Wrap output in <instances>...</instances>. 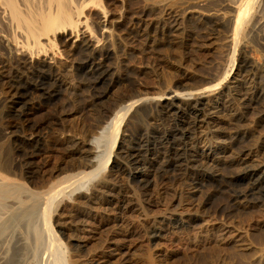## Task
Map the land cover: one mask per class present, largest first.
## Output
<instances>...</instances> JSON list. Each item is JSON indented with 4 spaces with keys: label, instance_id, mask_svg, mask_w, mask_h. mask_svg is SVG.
<instances>
[{
    "label": "rangeland",
    "instance_id": "374dc122",
    "mask_svg": "<svg viewBox=\"0 0 264 264\" xmlns=\"http://www.w3.org/2000/svg\"><path fill=\"white\" fill-rule=\"evenodd\" d=\"M114 1L102 0L103 8H99L98 12H99L100 20L103 19V16L104 18H106L108 14L111 13L110 10L116 13L119 12L117 16L119 22L116 25V27L114 28L109 27L106 32L101 31V29H90V30L87 29L84 30L83 32V28H81L80 31L76 33L75 32L72 33L69 41H66L65 40L66 37L61 35L60 33H55L54 35L50 36L49 40L41 39V43L39 45H36L35 47L30 46L29 48H27L28 56L31 57V60L34 61V63L36 64L33 65L32 68L27 70L26 75L30 74V72L42 66L44 72L55 71L56 74H58L59 77L62 79V82L64 83V86L67 89V90L66 89L63 90L64 93L66 91L65 94H63V91L60 93L62 99L59 97L54 102L55 104L46 103L45 101L41 100L39 95H35V96L34 94L32 95L31 98L32 114L30 120L31 122L34 120L32 123L36 126L34 128V133H32V130H30L27 127L25 122L22 121L15 122L12 119L11 114L7 111L6 102L2 101V103H0V138H1L0 156L2 158L0 161L1 162L0 184L1 181L3 183V180H5V183H7L9 187L11 188L13 187L16 189L15 191L10 190L9 193H7L4 197H0V264H63L64 261L66 262V263L64 262V264H67V261H69L70 255L72 254L77 255L79 264H93V263L94 264H264V226L261 225L262 222L264 223V207H259L260 210L258 208H244L242 210L238 209L234 211L229 217L220 216L218 214L216 215L215 212V208L217 207V205L219 206L224 203L225 198L223 195L229 192L225 190L224 193L219 194V191L216 190L217 188L214 185H212L215 182V176L210 175L207 171H211L216 174L218 172V174H220L223 177L225 176L224 178H226L230 176H235L238 173V171L241 170L238 169V167L234 168V166H231L232 168L227 167V164L232 162V160L234 159L236 150L233 148H228L227 144L229 140H226V142H224L225 140L221 136L225 133V131H230L226 125L222 126L224 128L222 127L221 129L219 128L220 130L219 129L215 130V128H206L203 129L202 131L205 137L211 140L212 144L217 145L216 148H218V146H221L223 148L227 147L226 148L227 150L224 153H221L222 150L218 149L220 150L218 152V155L215 154V158H217V162H218L217 166L209 167L210 170L208 169L201 172V175L202 174L205 175H202L203 177L198 179L200 185L198 184L197 185L198 187L196 186L197 189L196 188L192 189L190 188V186L186 184H181V185L179 184L177 187H175L176 189L174 188L168 190L170 192H167L165 194L159 193L160 194L159 195L156 194V189L158 187V181H159L158 174H156V178H153V176L151 175L152 172H149V175L143 177L141 173L132 172L131 167L127 164L126 166H124L125 170L120 172L121 175L114 174V170L117 169V165H119L120 161H122L120 157L113 156L115 154L114 152L117 151V146L119 145V143L123 145H128L131 141L134 142V139L131 140V138L138 137L140 133L145 134L148 137L152 138L157 134L156 129L160 130L164 127L163 118L165 114L163 112L164 105L162 101H154V100L145 101V102L142 101L143 103L140 101L134 106L135 108L133 107L134 111L130 110L129 113H127V115L125 116L122 122V129H124L125 131H123V135H122V132L119 129L118 134L115 138V143L111 147V154L109 157L110 159L105 165V170L91 182V185H93L94 188L93 191L91 193L85 194L87 196H91V194L95 192L96 194L92 195L91 197H98V196H103L106 190L110 188H115V190L118 188L121 190H125V188L127 187L129 191V192L127 191V195L130 196L129 197L130 205L129 208L126 211H124V213H121L120 216L118 215V217L120 218L117 219L116 222L112 221L111 219L107 220V222L106 220L102 221L104 218L110 216L109 215L110 211L104 210L103 208L101 210V208L99 207H94L93 204L91 205V203L85 200L77 201L76 199H78L81 195H83V191L80 188L75 189L74 192L72 193L70 191H73V187H68L65 188L61 193H59L55 197H51L49 195L50 186L56 180H58L57 178H59L63 174L61 171H60L61 173H59L56 167L62 166L66 168L72 165H76L80 162H83L85 160L84 159L85 157H90L93 154L97 155L99 158H103L105 156L108 148L106 142L101 141L97 144H93L88 147L86 146L87 148L83 146V144H79V142L82 141L81 139H85L87 141L90 138V136H95L97 134V132L99 131V127L103 126L105 122L108 120L107 118L103 119L102 117L103 114L101 113H103V111H105L108 107H110V104L114 99H116L121 94H128L131 91L141 89L142 87H150V90L154 91L155 93L154 96H158L159 94L168 91L167 90L169 89L168 87L175 88L174 85L180 80H181L180 82L182 83L187 82L184 84L195 85L196 86L195 89H199L203 86L207 87L208 89L204 91L205 93L200 92L201 94L196 93L194 95H190L189 97L185 96L186 99L181 97L182 99L173 101L172 103L176 107L178 106V108L172 107L171 112L174 113L175 115L181 114L182 110L180 107L183 106L182 105L183 103H190L196 100L211 102L216 99L219 100L226 99L225 100L226 105L231 104L230 106L232 107L234 106L237 112L242 114V119L240 120V125L238 129L240 131L247 133V137L246 139H244L245 141L244 145L252 153L251 158L250 160H248L247 163L254 168L256 174H260V172L264 170V164H263L264 163V121H263L264 98L260 99V101L257 102L256 104H252L250 106V109L248 110H244V105L239 101L227 100V96L231 94L232 85L235 84V82L241 83L242 79L244 80V78L246 77H250L251 79H253L254 82H259L260 85L264 84L263 83L264 40H262L264 39V18H263L264 0H252L253 2L251 0H241V1L234 0V2H228V3L225 2L224 0H220V1L215 0L216 2H214L211 9L212 13H215V15L209 16L210 18L208 17L207 20L202 19L198 21L195 18H193L196 15V12L195 11L190 12L188 14L189 16H191L190 19L188 18V20H183L178 24L176 29L171 31L173 32L172 34L170 32L169 33L170 35L166 34L164 36H162V34H160L159 32L158 33L154 32L155 34H152L153 29L157 24V21H155L154 19L157 18L153 16L150 17L151 15L149 16L146 14L141 15V17L137 16L135 19L140 17L141 23L142 24L145 23L147 25L146 28L147 29L149 28L148 32L149 35L151 34L150 37L151 38L153 37V39L156 41L154 47L152 48V53H154V55L158 57L159 55L164 57L167 53H172V51L173 53L176 52V50L179 47V49L182 48L181 50L183 52L185 51L184 53L187 56V59H183L182 62H177L173 60L169 62V60L168 61L163 60V62H158L156 66H148L143 61L141 62L138 61V58L136 57V55H138L137 52L138 50L134 49L135 47L138 46V44L134 42L133 44H135V46L130 45L129 43L130 40L125 35L126 32L124 34V31H122V29L124 28L123 25H127V21H129L130 19L133 18V16H135L133 13L136 11V9H138V7H141L142 5H146V4L151 5L149 4L150 2L141 0L137 4L135 3V5H133L134 3L130 4L126 2V0H114ZM217 1L219 2L217 3ZM238 1L240 2V4ZM192 2L200 4L202 3V0H188V5L193 4ZM203 2H205V0ZM162 3L163 1L160 3L157 2L156 4H162ZM244 3H246L247 5ZM172 7L175 10L181 9L180 8L181 6L180 4H178V2L174 5H171V8ZM216 9H218L217 12H215ZM244 9H246L245 10L246 13L245 14L243 13V17L245 19L242 17L241 23L238 26L236 22L237 13L238 11H242V10L244 11ZM192 20L195 22H193ZM205 25L207 26V28ZM261 25L263 26L261 27ZM194 26L195 28H193ZM226 26L228 27V29ZM257 26L258 27L260 26L261 28L260 27L258 28ZM151 27L153 28L151 29ZM201 28L203 29L202 31ZM195 30L196 32L199 31L200 34L199 33L196 34ZM203 34L204 36H201ZM88 37L91 40V43L93 42L92 45L95 48H105L107 50V57L109 58H107L106 63L110 62L108 64L109 66L108 65L107 66L112 71V74L110 76L114 77V80H111L112 82H110V84L108 85V91H107L108 94L103 98V101L101 100V101L90 102L87 99L89 97L87 95L88 93L86 88V82L84 81L82 76H79L81 75L80 74L81 65H80V60H78L79 55L75 57V54L74 53L72 54L74 48L69 47L71 42L76 41V43H78L81 41V39ZM170 37L172 39L174 38L173 39L174 41ZM14 44H15L14 49L16 51H19L20 50V47H18L19 44L18 43L17 44L14 43ZM189 48H191V50H189ZM162 49L164 50V52ZM21 50H23V48H21ZM189 51L191 54L189 53ZM132 52L134 55L132 54ZM126 53L127 55H125ZM190 55L194 59L190 58ZM96 56L98 57V53H96ZM0 60H4V54L1 46H0ZM239 63L240 64L243 63V64L240 65ZM178 64H180L181 66ZM159 65L161 66V68ZM47 66L50 68H48ZM256 67H258L259 69ZM246 69H248L249 71ZM169 72L171 73V75ZM202 72L203 73L206 72L207 75L206 73L204 75ZM157 75H159L160 77ZM123 78H125L126 80L123 81ZM131 78H133V80ZM194 78H196V80ZM159 79L161 80L163 79V80L161 81ZM190 79L193 81V84L192 82H190L191 81ZM136 80L137 82H134ZM131 81H133L134 83L132 84ZM260 81H262V83ZM121 82L123 83L122 85ZM165 83H169L170 86L164 87L166 85ZM80 88L82 89L81 91ZM187 89L190 90V88ZM176 90L179 89L176 88ZM258 93L259 91H255L254 94L258 95ZM67 95L69 96L68 98ZM75 95L77 96L75 97ZM63 97L64 99H67L69 101L64 100ZM78 100H80L82 104H79L80 101L78 102ZM68 104L69 105L71 104L72 106L70 105L69 107ZM65 106H68L70 110L68 111L69 108L67 107L66 109ZM51 110H53L55 113ZM89 112L91 113V115ZM142 112L143 114L144 113L145 114L143 115ZM129 115L132 116L130 117ZM155 115L157 116V118ZM210 115L216 116L215 113L209 114L208 116ZM148 119H150L149 122L151 123L148 122ZM48 121L50 122V126ZM85 121L88 122L86 123ZM82 122H85L83 123L84 125L81 124ZM86 124H89L90 126L88 127ZM54 125L56 128L54 127ZM80 125H82V127ZM51 127L54 128L51 129ZM57 127L58 128L60 127L61 129L60 128L57 129ZM67 135H72L74 138H73V142L71 143L68 142L67 145H65L63 144L64 143L63 140L66 139ZM218 136H221V139H223V140L220 139L219 143H217L216 141ZM122 137H124L125 139ZM132 142L129 145H131ZM249 144L251 145V147ZM60 146H62L63 148ZM24 147L26 150L24 149ZM49 148L51 149V151L49 150ZM31 149L34 153H37V155L40 154L39 156L43 160L39 156H36L34 157L35 159H31L33 160L32 162L28 157L20 156V155H24V151H28V150L31 151ZM40 149H43L44 151ZM258 150L260 152H258ZM70 156L75 158H72ZM147 156L151 158L152 154L150 153ZM20 157L22 158L20 159ZM23 159L24 161L25 160L27 161L24 162ZM35 160L38 163L43 162L42 165H44V169H46L44 170L45 174L44 173L38 174L37 176H35L36 178L33 177L34 175L29 172V167L31 165L30 162L36 164L37 162H35ZM146 166L148 165L146 164ZM223 166L225 170L223 169ZM49 168L52 170V172ZM226 169L228 171H226ZM125 176L128 178H126ZM102 177H104L105 180L102 179ZM144 179L149 180V182L145 181ZM41 181L42 184L40 183ZM145 182H147L148 184H144ZM144 186H146V189L144 188ZM188 187L190 188V190ZM151 192L152 194L154 192L155 193L152 195ZM166 194L167 197L165 196ZM106 195L107 193L104 195V197ZM168 195H170L171 197ZM165 197L166 200H164ZM161 198L163 199L162 202H161L162 200ZM206 199L208 200L206 201ZM192 200L194 201L191 202ZM163 202H165L166 204ZM206 204L209 206H207ZM195 207L196 210H194ZM205 207L206 209H204ZM46 208H48V210L50 209L49 210L50 212L48 211L50 215L48 214L47 220H45L44 218ZM98 208L100 210H98ZM211 208L212 210H210ZM212 212L215 215L212 214ZM89 213H91L92 215H88ZM187 218H192V222H191L192 225L190 224L188 226L186 222H184L186 221ZM204 218L206 219L204 220ZM101 223L103 225H101ZM96 224L97 225L99 224V228L98 226H95ZM119 227L121 229H125V228L128 229L126 232L127 236L126 235L122 236V233L116 232V231L119 232L121 231ZM218 229H222V231L219 230L220 232H218ZM223 229L225 230V232H223L224 231ZM87 232L89 233L90 236L87 235L88 234ZM77 234L80 235L78 236ZM73 236L76 237L74 238ZM102 259L105 261H103Z\"/></svg>",
    "mask_w": 264,
    "mask_h": 264
},
{
    "label": "bare ground",
    "instance_id": "6f19581e",
    "mask_svg": "<svg viewBox=\"0 0 264 264\" xmlns=\"http://www.w3.org/2000/svg\"><path fill=\"white\" fill-rule=\"evenodd\" d=\"M104 1V0H103ZM110 1V0H109ZM114 1V0H111ZM141 0H126V2L135 5ZM150 2L151 5H142L138 7L136 11L133 13L132 19L127 21V25H123L124 34L126 32V37L130 40V45H134V42L138 44L137 49L138 61H143L148 66H156L158 62H163V60L171 62L177 61L182 62L183 59H187L186 54L179 49L178 51L173 53H167L163 58H159L158 56L152 53V48L155 45V40L153 37L151 38L146 28V24H142L140 21L141 15H151L150 17H155L154 19L157 21L155 28L153 29L152 34L154 32H159L162 36L169 34L171 31L177 28L178 24L183 20L190 19L191 16L188 14L190 12H196V15L193 17L196 20L200 21L202 19H206L215 15L212 13L211 9L216 2L215 0H202V3L197 4L192 2L193 4L188 5V0H145ZM162 4H156L157 2ZM165 1V2H164ZM220 1V0H219ZM217 1V3L219 2ZM225 2H234V0H224ZM241 1V0H239ZM238 1V2H239ZM252 1V0H251ZM250 1V2H251ZM115 2V1H114ZM125 2V3H126ZM146 2V3H147ZM178 2L180 4L181 9H173L171 5H174ZM253 2V1H252ZM108 3V2H107ZM223 3V2H222ZM105 4V3H104ZM115 4V3H112ZM117 4V3H116ZM240 4V2H239ZM238 4V6H239ZM246 4V3H244ZM118 5V4H117ZM247 5V4H246ZM132 6V5H131ZM138 6V5H136ZM217 6V4H216ZM215 6V7H216ZM111 7V6H110ZM129 7V6H128ZM134 7V6H133ZM175 7V6H174ZM219 7V5H218ZM236 7V6H235ZM99 8H103L102 0H0V46L3 50L4 60H0V103L2 101L7 103V111L11 114L12 119L17 121L25 122L27 127L32 130L34 133V128L36 127L32 122L34 121L32 118L31 122V98L32 95H39L41 100L46 103H52L61 96L60 93L66 89L62 79L59 77L56 72H44L43 67L37 68L36 70L27 74V70L32 68L34 61L31 60V57L28 56L27 48L30 46H36L41 43V39L49 40L51 35L55 33H60L61 35L66 37V41L70 40V36L73 32L80 31L81 28L84 30L87 29H101V31H107V29L114 28L118 24L119 20L117 19L118 13L112 12L108 14L106 18L100 20L99 16ZM115 8V7H114ZM194 8V9H193ZM233 8V7H232ZM237 8V7H236ZM131 9V8H130ZM248 9V8H247ZM118 10V9H117ZM246 9L244 11H238L237 13V24L241 23V19L243 17V13L245 14ZM211 11V12H210ZM218 9L215 10L217 12ZM222 11V10H221ZM226 13V12H225ZM224 13V14H225ZM229 13V12H227ZM131 14V13H130ZM132 14V15H133ZM262 14V13H261ZM130 16V15H129ZM128 16V17H129ZM137 16L139 18L135 19ZM264 16V14H263ZM120 17V16H119ZM118 17V18H119ZM130 18V17H129ZM210 18V17H209ZM215 18V17H214ZM244 18V17H243ZM247 18V17H246ZM264 18V17H263ZM135 19V20H134ZM194 19V20H195ZM221 19V18H220ZM229 19V18H228ZM245 19V18H244ZM205 20V21H206ZM247 20V19H246ZM193 21V20H192ZM209 21V20H208ZM215 21V20H214ZM257 21V20H256ZM195 22V21H193ZM197 22V21H196ZM219 22V21H218ZM217 22V23H218ZM227 22V21H226ZM260 22V21H259ZM192 23V22H191ZM184 24V23H183ZM190 24V23H188ZM193 24V23H192ZM204 25V24H203ZM152 26V25H151ZM188 26V25H187ZM196 26V25H195ZM195 26L193 28H195ZM202 26V25H201ZM206 26V25H205ZM223 26V25H222ZM263 25H261L262 27ZM122 27V25H121ZM154 27V26H153ZM151 27V29L153 28ZM227 27V26H226ZM258 27V26H257ZM260 27V26H259ZM258 27V28H259ZM260 27V28H261ZM189 28V27H188ZM199 28V27H197ZM207 28V26H206ZM235 28V27H234ZM252 28V27H251ZM116 29V28H115ZM119 29V28H118ZM191 29V26H190ZM214 29V28H213ZM218 29V28H217ZM228 29V27H227ZM233 29V28H232ZM241 29V27H240ZM121 30V29H120ZM180 30V29H179ZM199 30V29H198ZM203 29L201 28V31ZM206 30V29H205ZM257 30V29H256ZM152 31V30H150ZM181 31V30H180ZM190 31V30H189ZM192 31V30H191ZM262 31V30H260ZM82 32V31H81ZM196 32V30H195ZM237 32V31H236ZM235 32V33H236ZM173 32H171L172 34ZM179 33V32H176ZM188 33V32H187ZM186 33V34H187ZM199 33L196 32V34ZM210 33V32H209ZM214 33V32H213ZM212 33V34H213ZM227 33V32H226ZM253 33V32H252ZM261 33V32H260ZM98 34V33H97ZM192 34V32H191ZM195 34V35H196ZM200 34V33H199ZM198 34V35H199ZM205 34V32H204ZM201 35V36H204ZM85 35V34H84ZM103 35V34H102ZM170 35V34H169ZM254 35V34H253ZM58 36V34H57ZM86 36V35H85ZM124 36V35H123ZM155 36V35H154ZM176 36V35H175ZM192 36V35H190ZM197 36V35H196ZM262 36V35H261ZM188 37V36H187ZM194 37V36H192ZM198 37V36H197ZM206 37V36H205ZM58 38V37H56ZM100 38V37H99ZM107 38V37H106ZM155 38V37H154ZM159 38V37H158ZM171 38V37H170ZM204 38V37H203ZM80 39V38H79ZM103 39V38H102ZM166 39V38H165ZM172 39V38H171ZM169 39V40H171ZM174 39V38H173ZM172 39V40H173ZM196 39V38H195ZM160 40V39H159ZM162 40V39H161ZM168 40V41H169ZM192 40V39H191ZM197 40V39H196ZM264 40V39H262ZM62 41V39H61ZM64 41V40H63ZM105 41V40H104ZM174 41V40H173ZM202 41V40H201ZM224 41V40H223ZM45 42V41H44ZM98 42V41H97ZM162 42V41H161ZM191 42V41H190ZM225 42V41H224ZM227 42V41H226ZM234 42V41H233ZM237 42V40H236ZM18 43V47H20L19 51L14 49L15 44ZM70 43V42H68ZM93 43V42H92ZM91 43V40L88 38L81 39L80 42L76 43L71 42L69 47H73L74 51L72 54H75V57L79 55L81 71L79 76H82L84 81L86 82L87 88V98L90 102L93 101H103V98L108 94V85L111 80H114L112 71L108 67L109 63H106L107 58V50L105 48H95ZM176 43V42H175ZM187 43V42H186ZM179 44V43H178ZM205 44V43H204ZM46 45V44H45ZM68 45V44H67ZM107 45V44H106ZM164 45V44H163ZM162 45V46H163ZM172 45V44H171ZM176 45V44H175ZM181 45V44H180ZM194 45V44H193ZM192 45V46H193ZM201 45V44H200ZM223 45V44H222ZM264 45V44H263ZM105 46V45H104ZM129 46V45H128ZM158 46V45H157ZM196 46V45H195ZM204 46V45H203ZM106 47V46H105ZM117 47V45H116ZM159 47V46H158ZM186 47V46H184ZM189 47V46H187ZM201 47V46H200ZM23 48V50H21ZM67 48V47H66ZM108 48V47H107ZM35 49V48H34ZM41 49V48H40ZM131 49V47H130ZM159 49V48H158ZM165 49V48H164ZM185 49V48H184ZM63 50V48H62ZM123 50V49H122ZM155 50V49H153ZM163 50V49H162ZM175 50V49H174ZM191 50V48H189ZM193 50V48H192ZM29 51V50H28ZM50 51V50H49ZM160 51V50H159ZM168 51V50H167ZM135 52V51H134ZM161 52V51H160ZM164 52V50H163ZM196 52V50H195ZM199 52V51H198ZM50 53V52H49ZM70 53V52H69ZM98 53V57L96 56ZM109 53V52H108ZM131 53V51H130ZM129 53V54H130ZM190 53V51H189ZM40 54V53H39ZM71 54V53H70ZM77 54V55H76ZM133 54V52H132ZM191 54V53H190ZM127 55V53L125 54ZM134 55V54H133ZM188 55V54H187ZM196 55V54H195ZM42 56V55H41ZM47 56V55H46ZM132 56V55H131ZM48 57V56H47ZM73 57V56H72ZM130 57V56H129ZM243 57V56H242ZM43 58V57H42ZM51 58V57H50ZM132 58V57H131ZM190 58L191 57L190 55ZM3 59V58H2ZM133 59V58H132ZM194 59V58H193ZM34 60V59H33ZM58 60V59H57ZM68 60V59H67ZM109 60V59H108ZM129 60V59H127ZM190 60V59H189ZM202 60V59H201ZM47 61V60H46ZM133 61V60H132ZM137 61V63H138ZM249 61V60H248ZM43 62V61H41ZM53 62V61H52ZM74 62V61H73ZM244 62V61H243ZM40 63V62H39ZM127 63V61H126ZM136 63V62H135ZM185 63V62H184ZM187 63V62H186ZM144 64V65H145ZM181 64V63H180ZM178 64V65H180ZM240 64V63H239ZM243 64V63H241ZM240 64V65H241ZM54 65V64H53ZM108 65V66H107ZM111 65V64H110ZM161 65V64H160ZM159 65V66H160ZM247 65V64H246ZM245 65V66H246ZM49 66V65H48ZM47 66V67H48ZM62 66V65H61ZM65 66V65H64ZM68 66V65H67ZM112 66V65H111ZM169 66V65H168ZM181 66V65H180ZM179 66V67H180ZM188 66V65H187ZM258 66V65H257ZM255 67V66H254ZM50 68V67H48ZM125 68V67H124ZM131 68V67H130ZM153 68V67H151ZM161 68V66H160ZM164 68V67H163ZM258 68V67H256ZM62 69V68H61ZM66 69V68H65ZM64 69V70H65ZM139 69V68H138ZM203 69V68H202ZM239 69V68H238ZM241 69V68H240ZM259 69V68H258ZM114 70V69H113ZM126 70V69H125ZM167 70V68H166ZM204 70V69H203ZM208 70V69H206ZM211 70V69H210ZM243 70V69H242ZM248 70V69H246ZM78 71V70H77ZM127 71V70H126ZM239 71V70H238ZM249 71V70H248ZM261 71V70H260ZM137 72V71H135ZM142 72V71H141ZM156 72V71H154ZM168 72V71H167ZM178 72V71H177ZM198 72V71H197ZM255 72V71H254ZM262 72V71H261ZM128 73V72H127ZM133 73V72H132ZM170 73V72H169ZM203 73V72H202ZM206 73V72H205ZM205 73H203L205 75ZM66 74V73H65ZM124 74V73H123ZM184 74V73H183ZM182 74V75H183ZM202 74V75H203ZM212 74V73H211ZM214 74V73H213ZM216 74V73H215ZM218 74V73H217ZM255 74V73H254ZM258 74V73H257ZM67 75V74H66ZM65 75V77H66ZM70 75V74H69ZM116 75V74H115ZM128 75V74H126ZM130 75V74H129ZM171 75V73H170ZM207 75V73H206ZM260 75V74H259ZM132 76V74H131ZM134 76V75H133ZM136 76V75H135ZM138 76V75H137ZM156 76V75H154ZM159 76V75H157ZM184 76V75H183ZM189 76V75H188ZM251 76V75H250ZM261 76V75H260ZM71 77V76H70ZM160 77V76H159ZM158 77V78H159ZM163 77V76H162ZM161 77V78H162ZM194 77V76H193ZM221 77V76H220ZM129 78V77H128ZM134 78V77H133ZM133 78H131L133 80ZM154 78V77H153ZM171 78V77H170ZM183 78V77H182ZM190 78V77H189ZM228 78V77H227ZM236 78V77H235ZM258 78V77H257ZM116 79V78H115ZM118 79V78H117ZM120 79V78H119ZM168 79V78H167ZM180 79V78H179ZM186 79V78H185ZM196 80V78H194ZM193 79V80H194ZM200 79V78H199ZM218 79V78H217ZM242 79V78H241ZM261 79V78H259ZM126 79L123 78V81ZM129 80V79H127ZM135 80V79H134ZM157 80V79H156ZM161 80V79H159ZM163 80V79H162ZM161 80V81H162ZM174 80V79H173ZM176 80V79H175ZM191 80V79H190ZM69 81V80H68ZM119 81V80H118ZM117 81V83H118ZM181 81V80H180ZM178 81L174 87L170 86L169 83H165L164 87H168V91L161 92L158 96H154V91L150 90V87H142L141 89H137L131 91L128 94H121L116 99H114L110 107L103 111V119H108L105 124L99 127V131L95 136H90V138L86 141L85 139H81L82 141L79 144H83V146H91L93 144H97L101 141L107 143V151L103 158H99L97 155L93 154L90 157H85L83 162H80L76 165H72L69 167L58 166L56 169L59 173H63L62 176L57 178L49 188V195L51 197H55L59 193H61L65 188L73 187L74 192L75 189H82L83 195H81L77 201H88L93 204L94 207H99L110 211V216L104 218L102 221L107 222V220L111 219L115 221L119 219L121 213H124L129 208L130 205V196L127 195V187L125 190L110 188L106 190L105 194L107 195L91 197L96 193H92L91 196H87L85 194L91 193L93 191V185L91 182L98 177L104 170L105 165L109 161V157L111 154V147L115 143V138L118 134V131H125L122 129V122L127 113L130 110L134 111V106L138 102L142 101H162L163 102V112L165 114L163 118L164 127L160 130H157V134L152 138L148 137L145 134H141L138 137L131 138L134 139L131 145H123L119 143L117 146V151L114 152L113 156L120 157L122 161L117 165V169L114 170V174L118 175L124 169V166L129 165L132 169V172L141 173L143 177L149 175V172H152L153 178H156V174H158L159 181L158 187L156 189V194L162 193L165 194L170 192L168 190L174 189L179 184H186L190 186V188H196L199 184V178H202V171L210 170L209 167H216L218 162L217 158H215V154L218 155L220 150L221 153H224L227 149L221 146L214 145L211 143L210 139H207L205 135L202 133L203 129L206 128H215L221 129L222 126L226 125L230 131H225L222 138L225 140H229L228 148H233L236 150L234 155V159L232 162L227 164V167L234 166V168L238 167L241 169L235 176H230L224 178L220 174L213 173L211 171H207L210 175L215 176L214 185L220 193H224L226 190L229 193H225L224 203L221 205H217L215 208L216 215L229 217L234 211L244 208H258L264 207V170L260 172V174H256L253 167H251L247 162L250 160L252 153L246 148L244 145V139L247 137V133L240 131L238 129L240 125V120L242 119V114L238 113L235 107L226 105V99H216L211 102H205L202 100L192 101L190 103H183L181 110V114L175 115L171 112L172 107H176L172 102L177 101L178 99H184L185 96L189 97L190 95H194L196 93L204 92L207 87L203 86L199 89H195V85H187ZM199 81V80H198ZM226 81V80H225ZM132 84L136 81H131ZM158 82V81H157ZM169 82V81H168ZM190 82L193 81L191 80ZM210 82V81H209ZM262 83V81H260ZM171 83V82H170ZM202 83V82H201ZM204 83V82H203ZM211 83V82H210ZM214 83V82H213ZM264 83V81H263ZM123 83L121 82V85ZM126 84V83H125ZM230 84V83H229ZM69 85V84H68ZM76 85V84H75ZM118 85V84H117ZM70 86V85H69ZM126 86V85H125ZM159 86V85H158ZM78 87V86H77ZM84 87V86H83ZM130 87V86H129ZM157 87V86H156ZM155 87V88H156ZM227 87V86H226ZM85 88V87H84ZM127 88V87H126ZM172 88V89H171ZM178 88L179 90H176ZM187 88H190L187 89ZM70 89V88H69ZM72 89V88H71ZM134 89V88H133ZM162 89V88H161ZM166 89V88H165ZM212 89V88H211ZM231 94L227 96V100L231 101H239L244 105V110L250 109L252 104H256L260 101V99L264 98V84L260 85L259 82H254L250 77L242 79L241 83H236L232 85ZM67 90V89H66ZM76 90V89H75ZM82 89L80 88V91ZM215 90V89H214ZM209 91V90H208ZM218 91V90H217ZM255 91H259L258 95L254 94ZM71 92V91H70ZM74 92V90H73ZM72 92V93H73ZM83 92V91H82ZM159 92V91H158ZM225 92V91H224ZM66 93V91H65ZM63 91V94H65ZM80 93V92H79ZM205 93V92H204ZM203 93V94H204ZM120 94V93H119ZM201 94V93H200ZM211 94V93H210ZM225 94V93H224ZM69 95V94H68ZM67 95V98L69 97ZM212 95V94H211ZM226 95V94H225ZM256 95V96H255ZM33 96V97H34ZM65 96V95H63ZM77 95H75L76 97ZM109 96V95H108ZM210 96V95H209ZM38 97V96H37ZM86 97V96H85ZM205 97V96H204ZM224 97V96H223ZM82 98V97H81ZM225 98V97H224ZM62 99V98H61ZM64 99V97H63ZM67 100V99H64ZM82 100V99H81ZM105 100V99H104ZM195 100V99H194ZM69 101V100H67ZM80 100H78L79 102ZM111 101V100H110ZM264 101V100H263ZM262 101V102H263ZM44 102V103H45ZM76 102V101H75ZM106 102V101H104ZM108 102V101H107ZM261 102V103H262ZM60 103V102H59ZM58 103V104H59ZM64 103V101H63ZM70 103V102H69ZM99 103V102H98ZM143 103V102H142ZM228 103V102H227ZM36 104V103H35ZM79 104H82L81 101ZM91 104V103H90ZM97 104V103H95ZM260 104V103H259ZM258 104V105H259ZM5 105V104H4ZM33 105V104H32ZM67 105V103H66ZM69 105V104H68ZM71 105V104H70ZM69 105V107H70ZM77 105V103H76ZM75 105V106H76ZM92 105V104H91ZM236 105V104H235ZM47 106V105H46ZM54 106V105H53ZM61 106V105H59ZM72 106V105H71ZM84 106V105H83ZM101 106V105H100ZM159 106V105H158ZM5 107V106H4ZM3 107V108H4ZM66 109L68 106H65ZM68 107V108H69ZM91 107V106H90ZM89 107V108H90ZM96 107V106H95ZM134 107V108H133ZM153 107V105H152ZM258 107V106H257ZM36 108V107H35ZM38 108V107H37ZM53 108V107H52ZM83 108V107H82ZM98 108V107H97ZM178 108V106L176 107ZM255 108V107H254ZM263 108V107H262ZM47 109V108H46ZM51 109V108H50ZM49 109V110H50ZM154 109V108H153ZM4 110V109H3ZM48 110V111H49ZM59 110V109H58ZM70 108L68 109V111ZM103 110V109H102ZM158 110V109H157ZM243 110V112H244ZM6 111V112H7ZM53 111V110H51ZM50 111V112H51ZM62 111V110H61ZM99 111V110H98ZM136 111V110H135ZM150 111V110H149ZM54 112V111H53ZM52 112V113H53ZM73 112V111H72ZM84 112V111H83ZM88 112V111H87ZM144 112V111H143ZM142 112V114H143ZM187 112V113H186ZM261 112V111H260ZM264 112V111H263ZM34 113V112H33ZM55 113V112H54ZM69 113V112H68ZM90 113V112H89ZM95 113V112H94ZM93 113V114H94ZM159 113V112H158ZM216 114L213 116H208L209 114ZM251 113V112H250ZM4 114V113H3ZM48 114V113H47ZM67 114V113H66ZM145 114V113H144ZM143 114V115H144ZM186 114V115H185ZM244 114V113H243ZM257 114V113H256ZM51 115V114H50ZM91 115V113H90ZM96 115V114H95ZM246 115V114H245ZM130 117L132 115H129ZM156 116V115H155ZM247 116V115H246ZM47 117V115H46ZM44 117V118H46ZM51 117V116H50ZM76 117V116H75ZM78 117V116H77ZM89 117V116H88ZM98 117V116H97ZM128 117V116H127ZM146 117V116H145ZM262 117V116H261ZM264 117V116H263ZM43 118V119H44ZM151 118V117H150ZM157 118V116H156ZM48 119V118H47ZM129 119V118H128ZM131 119V118H130ZM134 119V118H132ZM260 119V118H259ZM41 120V119H40ZM55 120V118H54ZM65 120V119H63ZM90 120V118H89ZM136 120V119H135ZM134 120V121H135ZM139 120V119H138ZM145 120V119H144ZM150 119H148L149 122ZM156 120V119H155ZM244 120V119H243ZM261 120V119H260ZM51 121V119H50ZM57 121V120H56ZM55 121V122H56ZM69 121V120H68ZM92 121V120H91ZM104 121V120H103ZM152 121V120H151ZM264 121V120H263ZM21 122V123H22ZM39 122V121H37ZM42 122V121H41ZM49 122V121H48ZM58 122V121H57ZM86 122V121H85ZM82 122L81 124L84 125ZM88 122V121H87ZM86 122V123H87ZM93 122V121H92ZM128 122V121H127ZM156 122V121H153ZM35 123V122H34ZM45 123V122H44ZM52 123V121H51ZM151 123V122H149ZM246 123V122H245ZM23 124V123H22ZM47 124V123H46ZM91 124V123H89ZM89 124H86L88 127ZM142 124V123H141ZM157 124V123H156ZM259 124V123H258ZM20 125V124H19ZM82 125H80L82 127ZM147 125V123H146ZM251 125V124H250ZM41 126V125H40ZM48 126V125H47ZM50 126V122H49ZM69 126V125H68ZM154 126V125H153ZM38 127V126H37ZM55 127V125H54ZM54 127H51L54 128ZM145 127V126H144ZM41 128V127H40ZM56 128V127H55ZM60 128V127H59ZM57 127V129H59ZM66 128V127H65ZM87 128V127H86ZM159 128V127H157ZM224 128V127H222ZM61 129V128H60ZM85 129V128H84ZM219 129V130H220ZM226 129V127H225ZM249 129V128H248ZM50 130V129H49ZM55 130V129H54ZM152 130V129H151ZM211 130V129H210ZM40 131V130H39ZM38 131V132H39ZM57 131V130H56ZM90 131V130H89ZM150 131V130H149ZM154 131V130H153ZM223 131V130H222ZM26 132V131H25ZM54 132V131H53ZM77 132V131H76ZM79 132V131H78ZM142 132V131H140ZM210 132V131H209ZM262 132V131H261ZM7 133V132H6ZM5 133V134H6ZM27 133V132H26ZM31 133V132H30ZM31 133V134H32ZM40 133V132H39ZM57 133V132H56ZM2 134V133H1ZM8 134V133H7ZM90 134V133H89ZM138 134V133H137ZM150 134V133H149ZM217 134V133H216ZM255 134V133H254ZM257 134V133H256ZM4 135V133H3ZM39 135V134H38ZM153 135V134H151ZM29 136V135H28ZM85 136V135H84ZM217 136V135H216ZM221 136H218L217 143H219ZM6 137V136H5ZM4 137V138H5ZM80 137V136H79ZM260 137V136H258ZM38 138V137H37ZM73 136L67 135L66 139H64L65 145L68 142H73ZM121 138V137H120ZM124 138V137H122ZM254 138V137H253ZM1 139V138H0ZM19 139V138H18ZM125 139V138H124ZM221 139V140H223ZM251 139V138H250ZM15 140V139H14ZM30 140V139H29ZM129 140V139H128ZM17 141V140H16ZM27 141V140H26ZM32 141V140H31ZM36 141V140H35ZM41 141V140H40ZM78 141V139H77ZM120 141V140H119ZM215 141V142H216ZM247 141V140H246ZM54 142V141H53ZM121 142V141H120ZM260 142V141H259ZM18 143V142H17ZM27 143V142H26ZM31 143V142H30ZM33 143V142H32ZM36 143V142H35ZM34 143V144H35ZM41 143V142H40ZM46 143V142H45ZM126 143V142H125ZM124 143V144H125ZM252 143V142H251ZM33 144V145H34ZM37 144V143H36ZM43 144V143H42ZM109 144V145H108ZM127 144V143H126ZM262 144V142H261ZM19 145V144H18ZM28 145V144H27ZM54 145V144H53ZM72 145V144H71ZM70 145V146H71ZM250 145V144H249ZM39 146V145H37ZM12 147V146H11ZM17 147V146H16ZM22 147V146H21ZM34 147V146H33ZM41 147V146H40ZM62 147V146H60ZM86 147V148H87ZM251 147V145H250ZM7 148V147H6ZM27 148V146H26ZM38 148V147H37ZM57 148V147H55ZM63 148V147H62ZM66 148V146H65ZM72 148V147H71ZM253 148V147H252ZM25 149V147H24ZM76 149V148H75ZM220 149V150H218ZM6 150V149H5ZM26 150V149H25ZM43 150V149H40ZM51 151V149L49 148ZM56 150V149H55ZM62 150V149H61ZM64 150V149H63ZM73 150V149H72ZM77 150V149H76ZM232 150V149H231ZM230 150V151H231ZM35 151V150H34ZM44 151V150H43ZM42 151V153H43ZM91 151V150H90ZM151 151V152H150ZM228 151V152H230ZM233 151V150H232ZM8 152V150H7ZM23 152V151H22ZM74 152V151H73ZM258 152H260L258 150ZM18 153V152H17ZM152 154V157H148V154ZM232 153V152H231ZM255 153V152H254ZM21 154V153H20ZM39 154V153H38ZM66 154V153H65ZM64 154V155H65ZM84 154V153H83ZM7 155V154H5ZM13 155V154H12ZM40 155V154H39ZM37 153L31 151H24V155L28 157L30 160L35 159L34 157L39 156ZM45 155V154H44ZM71 155V154H70ZM73 155V154H72ZM227 155V154H226ZM257 155V154H256ZM259 155V154H258ZM3 156V155H2ZM49 156V155H48ZM69 156V155H68ZM76 156V155H75ZM233 156V155H232ZM5 157V156H4ZM3 157V158H4ZM40 157V156H39ZM43 157V156H42ZM72 157V156H70ZM77 157V156H76ZM256 157V156H255ZM253 157V158H255ZM6 158V157H5ZM22 157H20L21 159ZM41 158V157H40ZM63 158V156H62ZM75 158V157H72ZM78 158V157H77ZM82 158V157H81ZM259 158V156H258ZM0 156V161H1ZM42 159V158H41ZM70 159V158H69ZM79 159V158H78ZM225 159V158H224ZM223 159V160H224ZM227 159V158H226ZM38 160V159H37ZM43 160V159H42ZM41 160V161H42ZM62 160V159H61ZM68 160V159H67ZM71 160V159H70ZM118 160V159H117ZM5 161V160H4ZM15 161V159H14ZM22 161V160H21ZM24 161V159H23ZM27 161V160H25ZM24 161V162H25ZM33 162V160H31ZM63 161V160H62ZM72 161V160H71ZM76 161V160H75ZM112 161V160H111ZM222 161V160H221ZM31 163L29 167V172L35 176L38 174L44 173V165L42 163H38L36 160L35 163ZM66 162V161H65ZM250 162V161H249ZM4 163V162H3ZM15 163V162H14ZM17 163V162H16ZM222 163V162H221ZM224 163V162H223ZM5 164V163H4ZM3 164V165H4ZM24 164V163H23ZM54 164V163H53ZM51 164V165H53ZM117 164V163H116ZM146 164L148 166H146ZM226 164V163H225ZM264 164V163H263ZM1 165V162H0ZM17 165V164H16ZM22 165V164H21ZM115 165V164H114ZM252 165V164H251ZM116 166V165H115ZM221 166V165H220ZM149 167V168H148ZM222 167V166H221ZM226 167V166H225ZM226 167V168H227ZM259 167V166H258ZM52 168V167H51ZM54 168V167H53ZM232 168V167H231ZM50 169V168H49ZM55 169V170H56ZM109 169V168H108ZM224 169V166H223ZM230 169V168H229ZM259 169V168H258ZM26 170V169H25ZM51 170V169H50ZM220 170V169H219ZM225 170V169H224ZM223 170V171H224ZM61 171V172H60ZM214 171V170H213ZM226 171H228L226 169ZM28 172V173H29ZM52 172V170H51ZM220 172V171H219ZM58 173V174H59ZM224 173V172H223ZM45 174V173H44ZM53 174V173H52ZM109 174V173H108ZM208 174V175H209ZM229 174V173H228ZM47 175V174H46ZM50 175V173H49ZM56 175V174H55ZM114 175V176H115ZM121 175V174H120ZM207 175V176H208ZM231 175V174H230ZM30 176V175H29ZM50 177V176H49ZM48 177V178H49ZM108 177V176H107ZM113 177V176H112ZM111 177V178H112ZM119 177V176H118ZM126 177V176H125ZM36 178V177H35ZM43 178V177H41ZM45 178V177H44ZM117 178V177H116ZM124 178V177H123ZM122 178V179H123ZM128 178V177H126ZM7 179V178H6ZM38 179V178H37ZM53 179V178H52ZM55 179V178H54ZM102 179L105 180L104 177ZM205 179V178H204ZM207 179V178H206ZM34 180V179H33ZM41 180V179H39ZM44 180V179H43ZM48 180V179H47ZM114 180V179H113ZM142 180V179H141ZM149 182V180L144 179ZM36 181V180H35ZM108 181V180H107ZM155 181V180H154ZM34 182V181H33ZM117 182V181H116ZM127 182V181H125ZM129 182V181H128ZM145 182L144 184H148ZM213 182V181H212ZM36 183V182H35ZM42 184V181L40 182ZM51 183V182H50ZM114 183V182H113ZM122 183V182H121ZM124 183V182H123ZM133 183V182H132ZM208 183V180H207ZM44 184V183H43ZM47 184V183H46ZM128 184V183H127ZM153 184V183H152ZM32 185V184H31ZM30 185V186H31ZM39 185V184H38ZM114 185V184H113ZM200 185V184H199ZM36 186V185H35ZM34 186V187H35ZM43 186V185H41ZM119 186V185H118ZM39 187V186H38ZM180 187V186H179ZM198 187V186H197ZM208 187V186H207ZM41 188V187H40ZM140 188V187H139ZM146 189V186H144ZM184 188V187H183ZM189 188V187H188ZM187 188V189H188ZM189 188V190H190ZM124 189V188H123ZM143 189V190H145ZM152 189V188H151ZM154 189V188H153ZM176 189V188H175ZM197 189V188H196ZM215 189V188H214ZM10 190H16L15 188H11L5 183L1 181L0 184V197H4ZM141 190V189H140ZM185 190V189H183ZM195 190V189H194ZM200 190V189H199ZM207 190V189H206ZM205 190V191H206ZM155 191V190H154ZM176 191V190H175ZM179 191V190H178ZM201 191V190H200ZM129 192V191H128ZM184 192V191H183ZM212 192V191H211ZM155 193V192H154ZM153 193V194H154ZM177 193V192H176ZM187 193V192H186ZM214 193V192H213ZM70 194V193H69ZM140 194V193H139ZM152 194V192H151ZM150 194V195H151ZM152 194V195H153ZM173 194V193H172ZM212 194V193H210ZM216 194V193H215ZM218 194V195H219ZM142 195V193H141ZM144 195V194H143ZM160 195V194H159ZM190 195V194H189ZM188 195V196H189ZM192 195V194H191ZM195 195V194H194ZM217 195V194H216ZM71 196V195H70ZM158 196V195H157ZM164 196V195H163ZM167 197V194L165 195ZM170 196V195H168ZM220 196V195H219ZM141 197V196H140ZM154 197V196H153ZM166 197L164 200H166ZM171 197V196H170ZM169 197V198H170ZM144 198V197H143ZM209 198V197H208ZM223 198V197H222ZM157 199V198H156ZM162 199V198H161ZM176 199V198H175ZM189 199V198H188ZM65 200V198H64ZM75 200V199H74ZM191 200V199H190ZM208 199H206L207 201ZM138 201V200H137ZM149 201V200H148ZM163 199L161 200V202ZM192 200L191 202H193ZM196 201V200H195ZM202 201V200H201ZM205 201V202H206ZM154 202V201H153ZM222 202V201H221ZM136 203V202H135ZM165 203V202H163ZM167 203V201H166ZM165 203V204H166ZM177 203V202H176ZM200 203V202H199ZM49 204V203H48ZM162 204V203H161ZM197 204V203H196ZM219 204V203H218ZM90 205V204H88ZM160 205V204H159ZM190 205V204H189ZM207 205V204H206ZM87 206V205H86ZM154 206V205H153ZM165 206V205H164ZM193 206V205H192ZM205 206V205H203ZM209 206V205H207ZM216 206V205H215ZM49 207V206H47ZM93 207V206H92ZM190 207V206H189ZM194 207V206H193ZM82 208V207H81ZM98 208V210H100ZM141 208V207H140ZM164 208V207H163ZM203 208V207H202ZM210 208V207H208ZM214 208V207H212ZM212 208L210 210H212ZM150 209V208H149ZM206 209V207L204 208ZM50 210V209H49ZM48 208L45 209L44 218L47 220L48 216ZM65 210V209H64ZM69 210V209H68ZM134 210V209H133ZM196 210V207L195 209ZM203 210V209H202ZM255 210V209H254ZM257 210V209H256ZM260 210V209H259ZM258 210V211H259ZM67 211V210H66ZM71 211V210H70ZM147 211V210H146ZM181 211V210H180ZM179 211V212H180ZM183 211V210H182ZM200 211V209H199ZM207 211V210H206ZM251 211V210H250ZM50 212V211H49ZM97 212V211H96ZM185 212V211H184ZM203 212V211H202ZM214 212V211H213ZM212 212V214H214ZM65 213V212H63ZM92 213V212H91ZM89 213L88 215H92ZM137 213V212H136ZM190 213V212H189ZM259 213V212H258ZM79 214V213H78ZM106 214V213H105ZM169 214V213H168ZM200 214V213H199ZM203 214V213H202ZM207 214V213H206ZM211 214V215H212ZM50 215V214H49ZM66 215V214H65ZM80 215V214H79ZM94 215V214H93ZM187 215V214H186ZM190 215V214H189ZM215 215V214H214ZM70 216V215H69ZM193 216V214H192ZM64 217V216H63ZM67 217V216H66ZM92 217V216H91ZM97 217V216H96ZM209 217V216H208ZM211 217V216H210ZM79 218V216H78ZM77 218V219H78ZM83 218V217H82ZM90 218V217H89ZM123 218V217H122ZM133 218V217H132ZM144 218V217H143ZM201 218V217H199ZM219 218V216H218ZM225 218V217H224ZM166 219V218H165ZM206 218H204L205 220ZM69 220V219H68ZM72 220V219H71ZM75 220V219H74ZM101 220V219H100ZM110 220V221H111ZM185 220V219H184ZM203 220V221H204ZM218 220V219H217ZM220 220V219H219ZM66 221V220H65ZM97 221V220H96ZM164 221V220H163ZM22 222V221H21ZM47 222V221H46ZM93 222V221H91ZM125 222V221H124ZM160 222V221H159ZM186 224L189 226L192 222V218H187ZM71 223V222H70ZM99 223V222H97ZM114 223V222H113ZM78 224V223H77ZM107 224V223H106ZM159 224V223H157ZM184 224V223H183ZM221 224V223H220ZM25 225V224H24ZM68 225V224H67ZM101 225H103L101 223ZM100 225V226H101ZM121 225V223H120ZM123 225V224H122ZM147 225V224H146ZM155 225V224H154ZM192 225V224H191ZM218 225V224H217ZM264 226V223H261ZM82 226V225H81ZM94 226V225H93ZM98 226L99 224L95 225ZM168 226V225H167ZM206 226V225H205ZM219 226V225H218ZM69 227V226H68ZM73 227V226H72ZM88 227V226H87ZM108 227V226H107ZM106 227V228H107ZM146 227V226H145ZM162 227V226H161ZM102 228V227H101ZM120 228V227H119ZM158 228V227H157ZM160 228V227H159ZM227 228V227H225ZM81 229V228H80ZM116 229V228H115ZM143 229V228H142ZM146 229V228H145ZM217 229V228H216ZM69 230V229H68ZM87 230V229H86ZM120 232L122 236H127V228L121 229ZM130 230V229H129ZM222 231V229H218V232ZM224 230V229H223ZM75 231V230H74ZM81 231V230H80ZM95 231V230H94ZM229 231V230H228ZM226 231V232H228ZM217 232V233H218ZM225 232V230L223 231ZM75 233V232H72ZM88 233V232H87ZM86 234V233H85ZM153 234V233H152ZM221 234V233H219ZM78 235V234H77ZM80 235V234H79ZM78 235V236H79ZM82 235V234H81ZM89 235V233L87 234ZM217 235V234H216ZM90 236V235H89ZM154 236V235H153ZM157 236V235H156ZM74 237V236H73ZM76 237V236H75ZM74 237V238H75ZM216 237V236H215ZM88 239V238H87ZM141 239V238H140ZM216 239V238H215ZM80 241V240H79ZM81 242V241H80ZM235 242V241H234ZM257 242V241H256ZM98 243V242H97ZM263 244V242H262ZM115 246V245H114ZM26 247V246H25ZM239 247V246H238ZM92 248V247H91ZM112 248V247H111ZM116 248V247H115ZM263 248V247H262ZM109 249V248H108ZM107 250V249H105ZM115 250V249H112ZM262 250V249H261ZM189 251V250H188ZM111 252V251H110ZM114 252V251H113ZM116 252V251H115ZM253 252V251H252ZM257 252V251H256ZM254 253V252H253ZM252 253V254H253ZM158 254V253H157ZM193 254V253H192ZM261 254V253H260ZM122 255V254H121ZM163 255V254H162ZM161 255V256H162ZM242 256V255H241ZM256 256V255H255ZM108 257V256H107ZM160 257V256H159ZM222 258V257H221ZM262 258V257H261ZM104 259V258H103ZM102 259V260H103ZM117 260V259H116ZM151 260V259H150ZM64 261V259H63ZM62 261V262H63ZM100 261V260H99ZM105 261V260H103ZM61 262V263H62ZM65 262V261H64ZM63 262V264H64ZM172 262V261H171ZM66 263V262H65ZM67 264H79L78 258L76 254L70 255L69 261ZM94 264V263H93Z\"/></svg>",
    "mask_w": 264,
    "mask_h": 264
}]
</instances>
